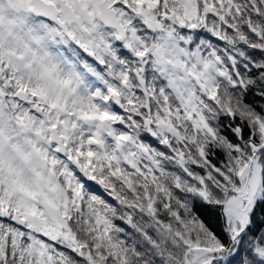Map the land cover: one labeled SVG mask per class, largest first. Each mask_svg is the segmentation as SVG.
Masks as SVG:
<instances>
[{
	"label": "snow or ice",
	"instance_id": "6c2138e0",
	"mask_svg": "<svg viewBox=\"0 0 264 264\" xmlns=\"http://www.w3.org/2000/svg\"><path fill=\"white\" fill-rule=\"evenodd\" d=\"M0 264H264V0H0Z\"/></svg>",
	"mask_w": 264,
	"mask_h": 264
},
{
	"label": "trees",
	"instance_id": "16d2710c",
	"mask_svg": "<svg viewBox=\"0 0 264 264\" xmlns=\"http://www.w3.org/2000/svg\"><path fill=\"white\" fill-rule=\"evenodd\" d=\"M89 187H90L91 191H93L95 194L100 195L102 198L110 200V198L107 197L106 193H104V190L102 188H100L98 185H95L94 182H90ZM117 223H120V222L117 221Z\"/></svg>",
	"mask_w": 264,
	"mask_h": 264
}]
</instances>
